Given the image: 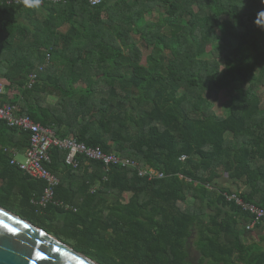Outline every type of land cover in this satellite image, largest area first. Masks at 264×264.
Wrapping results in <instances>:
<instances>
[{
	"label": "trees",
	"instance_id": "trees-1",
	"mask_svg": "<svg viewBox=\"0 0 264 264\" xmlns=\"http://www.w3.org/2000/svg\"><path fill=\"white\" fill-rule=\"evenodd\" d=\"M262 13L264 0L0 2V104L164 175L150 181L83 155L74 168L53 148L55 201L77 212L41 210L33 201L46 183L6 151L24 155L30 133L0 122V206L49 233L60 223L70 237L98 241L112 264H192L194 235L198 264H264V234L246 241L264 233V220L248 229L255 216L238 203L264 211ZM223 91L232 95L219 116Z\"/></svg>",
	"mask_w": 264,
	"mask_h": 264
},
{
	"label": "built area",
	"instance_id": "built-area-1",
	"mask_svg": "<svg viewBox=\"0 0 264 264\" xmlns=\"http://www.w3.org/2000/svg\"><path fill=\"white\" fill-rule=\"evenodd\" d=\"M74 1L76 0H39L38 5H62ZM104 1L105 0H89V3L92 7H98L101 6ZM0 2L9 5L37 4L34 3L33 0H0ZM42 70L43 69L40 68V72ZM37 77L38 74H33L30 77L31 84L37 80ZM6 86L7 83L0 80V97L5 95ZM0 122H5L11 128L30 133V147L23 155L25 157L24 162L18 161L17 157L20 155L16 150L10 149L6 151L14 157L12 165L17 166L28 177L46 183L44 194L39 199L33 201V205L41 210L47 208L51 204H56L63 207V209L65 208L66 210L77 212L76 209L55 201V191L60 185V179L48 169V166L52 164L51 150L53 148L65 149V151H68L69 154L66 163L68 166L74 168H78L76 162L77 157L83 155L89 161L101 162L107 170L112 166L133 168L138 171L140 177H148L150 181L164 178L163 174L153 169H142L137 162L130 159H123L115 155L105 154L100 148H88L83 144L77 143L73 138L60 139L51 128L43 127L33 122L30 118L21 116L17 106L0 104ZM185 159L186 158H183L182 160L184 161ZM238 203L255 216L254 223L248 229H253L264 220L263 210L255 206L244 205L242 201H238Z\"/></svg>",
	"mask_w": 264,
	"mask_h": 264
},
{
	"label": "water",
	"instance_id": "water-1",
	"mask_svg": "<svg viewBox=\"0 0 264 264\" xmlns=\"http://www.w3.org/2000/svg\"><path fill=\"white\" fill-rule=\"evenodd\" d=\"M0 264H100L0 206ZM192 264H197L195 261Z\"/></svg>",
	"mask_w": 264,
	"mask_h": 264
},
{
	"label": "rangeland",
	"instance_id": "rangeland-1",
	"mask_svg": "<svg viewBox=\"0 0 264 264\" xmlns=\"http://www.w3.org/2000/svg\"><path fill=\"white\" fill-rule=\"evenodd\" d=\"M158 19H159V12L157 11L153 12V14L151 15H147V20L157 21ZM141 48L145 56H147L150 53V50L146 49V47L143 44H141ZM144 61H146V57L144 58ZM260 91H261V94H264V89H261ZM231 95H232L231 92L223 91L219 95L218 99L215 101V111L219 116L227 115L228 101H230ZM17 158H18V161L20 162L25 161V157L23 155H20ZM222 183H224L227 186H232L230 181L226 177L223 179ZM51 228L53 229V232L51 233L52 235L56 236L60 241L72 247L76 251L79 249L81 250L82 253L85 252L86 254L84 253L83 254L86 255L88 258L96 262H98L99 260L104 261L105 264H112L113 261L115 260V256L112 253V250L100 248V246L97 243L98 241L96 242L95 240H93L90 242H83L82 240H79L77 238L70 237L66 235V232L63 230V226L60 223H56ZM263 234L264 233L262 232H255L253 234H248L246 241L247 243L260 241L261 236ZM195 242H196V235H194L191 239V244H192L191 254L194 259H198L199 253L194 248ZM117 261L120 262L119 259H117Z\"/></svg>",
	"mask_w": 264,
	"mask_h": 264
},
{
	"label": "flooded vegetation",
	"instance_id": "flooded-vegetation-1",
	"mask_svg": "<svg viewBox=\"0 0 264 264\" xmlns=\"http://www.w3.org/2000/svg\"><path fill=\"white\" fill-rule=\"evenodd\" d=\"M191 251H192V247H191V249H190V259H191V262L195 261V262L198 264V259H194V258L192 257Z\"/></svg>",
	"mask_w": 264,
	"mask_h": 264
},
{
	"label": "clouds",
	"instance_id": "clouds-1",
	"mask_svg": "<svg viewBox=\"0 0 264 264\" xmlns=\"http://www.w3.org/2000/svg\"><path fill=\"white\" fill-rule=\"evenodd\" d=\"M34 3H39V0H33ZM261 16H264V13L261 14Z\"/></svg>",
	"mask_w": 264,
	"mask_h": 264
},
{
	"label": "crops",
	"instance_id": "crops-1",
	"mask_svg": "<svg viewBox=\"0 0 264 264\" xmlns=\"http://www.w3.org/2000/svg\"><path fill=\"white\" fill-rule=\"evenodd\" d=\"M67 30H68V28H64V29H63V33H66Z\"/></svg>",
	"mask_w": 264,
	"mask_h": 264
}]
</instances>
